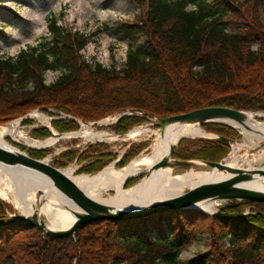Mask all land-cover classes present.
<instances>
[{"label": "trees", "instance_id": "1", "mask_svg": "<svg viewBox=\"0 0 264 264\" xmlns=\"http://www.w3.org/2000/svg\"><path fill=\"white\" fill-rule=\"evenodd\" d=\"M136 2L140 15L121 28L131 44L121 69L86 61L82 51L89 39L54 19L49 23L51 40L15 59L0 57V125L36 109H53L73 117L53 121L58 132L68 133L80 128L77 120L100 121L129 112L110 127L125 135L149 121L147 115L167 119L208 107L264 112V0ZM48 71L60 74L52 84L45 79ZM204 127L239 138L227 125ZM33 135L45 139L52 132L42 128ZM193 144L196 151L178 148L174 158L220 162L231 151V143L218 140ZM146 145L131 146L117 166L125 167ZM23 149L36 159L49 152ZM107 149V144L92 145L80 156L70 150L53 165L64 168L78 159L87 163L80 173H97L118 158ZM141 178L129 180L126 188ZM4 217L0 206V219ZM204 220H209L211 248L182 262L181 255L204 231ZM0 264H264V203L230 202L215 215L168 211L143 219L98 221L66 239L15 224L0 228Z\"/></svg>", "mask_w": 264, "mask_h": 264}, {"label": "bare ground", "instance_id": "2", "mask_svg": "<svg viewBox=\"0 0 264 264\" xmlns=\"http://www.w3.org/2000/svg\"><path fill=\"white\" fill-rule=\"evenodd\" d=\"M87 4L90 5L91 3L87 2ZM30 16L38 25L44 23V17L35 11ZM32 118L49 122L47 117L39 112L34 113ZM113 122L106 119L101 124L109 125ZM233 125L242 135L243 142L238 144L237 147H233L230 155L226 158V165L234 168H244L243 162L247 164L248 169L264 170V167L256 168L253 166L252 161L248 158L237 155V150L240 148L257 149L260 150L258 157L260 163L264 162V114L249 112L245 124L233 123ZM20 126L21 120H17L0 127V145L14 148L9 141V139H12L14 142L22 143L29 148L49 149L56 146L61 139L55 136L46 140H35L22 132ZM148 131L145 127H138L131 130L124 138H137L147 134ZM209 136L200 124L174 122L157 133L151 153L134 160L123 169L118 170L112 165L95 175H77L76 170L70 167L65 169L64 172L90 198L103 204L115 208L149 205L180 195L186 189L202 183L221 181L231 176L227 171L203 168V163L195 162L193 167L182 174L175 173L170 167L156 169L135 187L125 189L124 185L128 178L143 171L151 170L156 163L169 154L171 147L177 145L182 139ZM63 138H83L90 141L109 142L116 140L111 138L106 131L96 132L91 125H84L81 131L66 134ZM240 186L264 192V182L260 179L242 182ZM0 191H2V195L12 197L15 207L20 213L31 215L37 211L39 217H43L47 226L51 229L68 230L76 221V216L67 207L69 206L68 202L49 182L21 170L11 169L0 164ZM39 191H43V196L39 195ZM217 204L218 202H210L202 204L200 207L212 211Z\"/></svg>", "mask_w": 264, "mask_h": 264}, {"label": "rangeland", "instance_id": "3", "mask_svg": "<svg viewBox=\"0 0 264 264\" xmlns=\"http://www.w3.org/2000/svg\"><path fill=\"white\" fill-rule=\"evenodd\" d=\"M87 2H90L91 4L88 5ZM34 11L44 17L43 24L38 25L36 21H33L30 14L34 13ZM140 13V7L136 0H0V57L15 59L21 51L39 46L43 42L51 40L52 36L49 32V23L54 19L67 31L84 35L89 39V43L82 51L83 58L86 61L93 64L100 63L109 69H120L126 62L127 53L131 45L128 37L121 28L126 23H132L135 21ZM140 43H142V41ZM59 75L60 74L57 72H47L45 74L46 82L52 84ZM96 102L98 104L99 101L97 100ZM36 112L44 114L49 122L33 119L32 115ZM261 113L264 114V112ZM117 115L118 114L111 115L105 119H110L113 122L115 121V118L118 117ZM26 117L29 118L30 122L28 123L26 119L22 120L20 130L29 137L35 138L33 135L34 131L42 128L49 129L56 134L60 133L53 127V121L67 117V115H65V113L60 115L59 111L53 109L49 111L36 109L28 113ZM22 118L23 117L11 120L0 126L8 125L14 121L21 120ZM259 121H261V119H259ZM82 122L84 121L79 120L80 128L71 132L81 131L84 126ZM87 123L95 122L92 121ZM89 125H91L92 129L96 132L106 131L111 138H115L116 140L109 142L99 140L90 141L83 138H61L56 146L48 149V155L44 158H48L50 164L53 165L57 159L61 158V156L67 151L78 150V156H80V154L86 151L90 146L102 144V142H105L108 145L107 151L109 153H114L122 157L131 146L147 144L146 147H144V149H142V151L125 166L127 167L134 160L151 153L154 139L157 133L162 131L157 121L149 120L131 129L145 127L149 130L147 134L129 139L124 138L126 135L120 136L116 134L110 129V124ZM202 127L210 135L209 137L184 138L176 146V149L180 148L185 150L188 149L189 151H196L198 147H196L193 142L201 140L206 142L210 140L211 136H221L218 133L211 132L203 125ZM234 130L239 134V138L234 139V142L231 143V151L233 147H237L238 144L243 142V137L240 135L239 131L236 129ZM52 137H55V135L52 134L49 138ZM46 139L48 138L39 140ZM9 141L17 149H23L19 143H15L12 139H9ZM181 143L182 145H180ZM231 151L227 156L230 155ZM259 151L260 150L257 149L240 148L237 150V155L239 157L248 158L252 161L253 166L260 168L264 167V162L260 163L259 161ZM194 161L203 162L202 160ZM114 163L115 161L109 163L101 171L93 174L80 173L79 170L87 163L82 164L81 162H78V159L61 169L65 170L72 167L76 170L77 175H95L102 172L105 168L114 165ZM242 164L244 168H248L247 164L243 162ZM114 167L118 170L125 168H120L116 164ZM145 177L146 175H144L142 179ZM187 191L188 189H186L185 192ZM0 200L6 206V215L13 214L15 210L19 212L15 207L11 196H4L2 195V191H0ZM227 203L218 202L216 208L211 211L210 215L217 214L222 205ZM251 211V208H247L246 210L247 213H250ZM201 224L203 225L204 231L200 234L198 240L181 255L180 260L182 262H188L195 259L198 255L209 251L211 248L212 238L207 230L209 220H204ZM223 247H228L227 239L223 241Z\"/></svg>", "mask_w": 264, "mask_h": 264}, {"label": "water", "instance_id": "4", "mask_svg": "<svg viewBox=\"0 0 264 264\" xmlns=\"http://www.w3.org/2000/svg\"><path fill=\"white\" fill-rule=\"evenodd\" d=\"M247 113L249 112L234 110L225 107H208L187 114L173 116L167 119L158 120L151 116L148 117L150 119L156 120L157 123L161 126L162 131L168 124L174 122L194 123L200 125L219 123L236 129L233 123L245 124L247 120ZM126 115L128 114L123 113L122 115H120L115 123L121 120ZM24 119L26 118H23V120ZM101 122L102 121L95 123L83 122V124L100 125ZM64 135L65 134H57L59 138H62ZM210 139H215L227 143L234 142L233 140L223 136H211ZM176 146L177 145L172 146L169 154L161 159L158 163H156L151 170L143 171L138 175L128 178V180L134 179L144 174H146V177L150 176L154 170L165 167H170L175 173L182 174L193 167L195 165V162H199L194 160L185 161L174 158ZM225 161L226 158L222 159L220 162L204 161L201 163L204 164L203 168L229 172L231 176L227 179L202 183L198 186L188 189L187 192H184L180 195L167 198L149 205H141L130 208H115L113 206L103 204L90 198L64 172V170L54 167L46 159H35L19 149L0 145L1 165L11 169L21 170L25 173L36 176L41 180H46L47 182H49L62 195L64 200L68 202V209L76 216V221L70 229L54 230L47 226L45 220L43 219V217H39L37 211H35L31 215H26L15 210L13 214H8L6 217L0 219V228L9 227L15 224H28L37 228L39 231L49 237L66 239L74 238L83 227L98 221H129L147 218L168 211L193 210L211 214V211L204 210L200 207L202 204L210 202H242L246 200L253 203H264L263 191L252 190L240 186V183L253 179H260L264 182V170H251L248 168L229 167L226 165ZM126 183L124 187L126 186ZM39 195L43 196V191H39ZM0 206L5 211H7L5 204L1 200Z\"/></svg>", "mask_w": 264, "mask_h": 264}]
</instances>
